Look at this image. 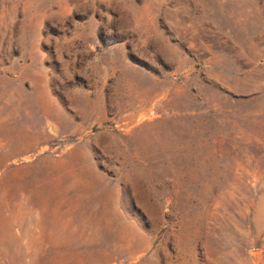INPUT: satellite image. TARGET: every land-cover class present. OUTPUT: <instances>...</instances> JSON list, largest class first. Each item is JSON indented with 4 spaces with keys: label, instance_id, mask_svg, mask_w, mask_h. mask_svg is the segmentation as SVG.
I'll return each instance as SVG.
<instances>
[{
    "label": "rangeland",
    "instance_id": "374dc122",
    "mask_svg": "<svg viewBox=\"0 0 264 264\" xmlns=\"http://www.w3.org/2000/svg\"><path fill=\"white\" fill-rule=\"evenodd\" d=\"M0 264H264V0H0Z\"/></svg>",
    "mask_w": 264,
    "mask_h": 264
}]
</instances>
